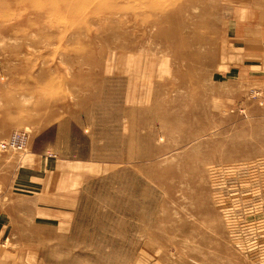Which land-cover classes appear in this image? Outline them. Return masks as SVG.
I'll use <instances>...</instances> for the list:
<instances>
[{
    "label": "rangeland",
    "instance_id": "374dc122",
    "mask_svg": "<svg viewBox=\"0 0 264 264\" xmlns=\"http://www.w3.org/2000/svg\"><path fill=\"white\" fill-rule=\"evenodd\" d=\"M0 264H264V0H0Z\"/></svg>",
    "mask_w": 264,
    "mask_h": 264
}]
</instances>
